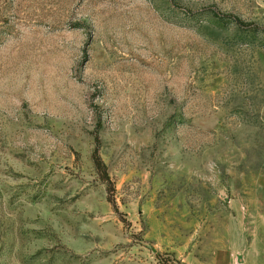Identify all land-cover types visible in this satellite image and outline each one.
<instances>
[{"label": "rangeland", "instance_id": "374dc122", "mask_svg": "<svg viewBox=\"0 0 264 264\" xmlns=\"http://www.w3.org/2000/svg\"><path fill=\"white\" fill-rule=\"evenodd\" d=\"M0 264H264V0H0Z\"/></svg>", "mask_w": 264, "mask_h": 264}]
</instances>
